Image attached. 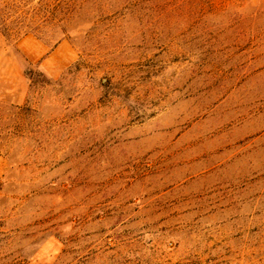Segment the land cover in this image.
Returning <instances> with one entry per match:
<instances>
[{
	"label": "rangeland",
	"instance_id": "obj_1",
	"mask_svg": "<svg viewBox=\"0 0 264 264\" xmlns=\"http://www.w3.org/2000/svg\"><path fill=\"white\" fill-rule=\"evenodd\" d=\"M0 20V264H264V0Z\"/></svg>",
	"mask_w": 264,
	"mask_h": 264
},
{
	"label": "trees",
	"instance_id": "obj_2",
	"mask_svg": "<svg viewBox=\"0 0 264 264\" xmlns=\"http://www.w3.org/2000/svg\"><path fill=\"white\" fill-rule=\"evenodd\" d=\"M0 29H1V31H2L3 33L6 34L7 26H6V24H5L4 22H2L1 20H0Z\"/></svg>",
	"mask_w": 264,
	"mask_h": 264
}]
</instances>
